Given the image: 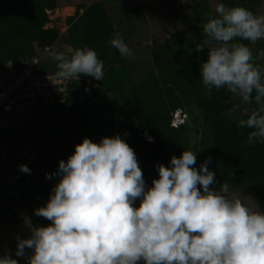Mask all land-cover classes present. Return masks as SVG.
<instances>
[{
  "label": "trees",
  "instance_id": "16d2710c",
  "mask_svg": "<svg viewBox=\"0 0 264 264\" xmlns=\"http://www.w3.org/2000/svg\"><path fill=\"white\" fill-rule=\"evenodd\" d=\"M216 1L253 13L260 4V0ZM208 2L203 0L198 8L206 16L203 25L216 16ZM57 8L58 0H0L1 76L19 73L28 61L56 44L60 32L46 26L52 22L49 11ZM66 23L65 41L72 50L94 49L104 64V79L81 75L64 103L26 107L32 120L0 128V165L7 163L0 173V220L10 217L16 225L18 210L23 208L33 227L48 226L50 221L36 216L35 210L44 206L59 181L52 176L59 162H66L84 138L99 143L117 134L136 153L149 187L158 178L156 164L167 167L172 156L192 150L197 152V170L212 158L208 167L215 173L216 187L248 184L259 211H264V142L250 141L248 134L253 130L238 126L240 119H247L245 113L259 104L254 99L245 103L226 88L205 89L200 65L208 55L194 49L203 38L216 42L204 34L203 25L196 31L190 21L175 24L172 36L152 52L154 67L136 80L127 58L109 43L117 30L106 2L79 7ZM239 42L251 49L254 62L264 68L253 53L252 42ZM34 72L52 74L57 72V63H39ZM178 111L185 120L174 125ZM145 133L154 142H148ZM20 165H26L31 174L22 173Z\"/></svg>",
  "mask_w": 264,
  "mask_h": 264
},
{
  "label": "clouds",
  "instance_id": "9594fccd",
  "mask_svg": "<svg viewBox=\"0 0 264 264\" xmlns=\"http://www.w3.org/2000/svg\"><path fill=\"white\" fill-rule=\"evenodd\" d=\"M215 11L203 25L217 46L207 47L201 82L209 92L226 88L245 103L254 99L259 107L246 112L247 119H240L238 126L253 130L250 141L264 142V68L239 42L264 39V15L224 3ZM109 43L121 56L132 55L118 33ZM204 47L197 44L194 50ZM54 59L57 79H104V64L94 49L61 51ZM196 158L197 152L184 150L167 167L156 164L158 178L149 187L136 153L121 135L99 143L84 138L66 162H59L52 174L59 181L44 206L35 210L50 224L33 228L28 239L17 237L15 256L24 257L25 249L30 250L28 264H264V211L228 195L227 184L216 187L215 173L208 167L212 158L199 170ZM19 170L31 174L26 165ZM0 264L19 261L6 250Z\"/></svg>",
  "mask_w": 264,
  "mask_h": 264
},
{
  "label": "rangeland",
  "instance_id": "374dc122",
  "mask_svg": "<svg viewBox=\"0 0 264 264\" xmlns=\"http://www.w3.org/2000/svg\"><path fill=\"white\" fill-rule=\"evenodd\" d=\"M207 1H209L211 11L216 15L215 9L219 2L216 0ZM96 2H106L110 19L117 33L131 49L132 55L126 58L136 80L143 79L146 73L154 67L152 52L157 48L158 43H163L172 36L175 24H185L190 21L192 29L198 31L205 22L203 19L206 18L205 13L198 12L203 0H58V8L48 13L52 22L46 28H56L60 32V39L51 48L39 54L38 58L41 64L54 66L57 63L54 59L55 53L72 51L70 45L65 41V33L68 29L66 20L75 16L79 7L89 6ZM254 14L264 15V0H260ZM199 44L205 46L203 50L207 55V47L217 46L207 38L201 39ZM252 50L254 55L259 58L260 64L264 66V39L252 43ZM27 118L33 119L30 110L16 109V112H11L4 116V120H0V128L17 122L23 123ZM6 168L7 163L1 164L0 173L4 172ZM228 188V195H235L241 199L245 206L259 211L254 194L248 184ZM26 215L23 208L19 209V220L15 222L16 225L10 217L0 220V256H3L7 250L12 254V258L18 259L19 264H28L26 260L31 255V251L25 249L24 257L15 256L17 237L28 239L33 229Z\"/></svg>",
  "mask_w": 264,
  "mask_h": 264
},
{
  "label": "built area",
  "instance_id": "2783aa9c",
  "mask_svg": "<svg viewBox=\"0 0 264 264\" xmlns=\"http://www.w3.org/2000/svg\"><path fill=\"white\" fill-rule=\"evenodd\" d=\"M39 62L38 58H34L28 61L19 73L0 77V120H4L5 115L16 112V109L39 104L64 103L68 95L75 91L74 85L79 82L78 79L60 80L55 77L56 72L36 75L34 70ZM88 84L90 85V81ZM88 95H91L90 89ZM183 121L177 112L174 115V125ZM26 262L28 263V260Z\"/></svg>",
  "mask_w": 264,
  "mask_h": 264
},
{
  "label": "crops",
  "instance_id": "0c3cea01",
  "mask_svg": "<svg viewBox=\"0 0 264 264\" xmlns=\"http://www.w3.org/2000/svg\"><path fill=\"white\" fill-rule=\"evenodd\" d=\"M33 227V226H32ZM33 228H35V227H33Z\"/></svg>",
  "mask_w": 264,
  "mask_h": 264
}]
</instances>
